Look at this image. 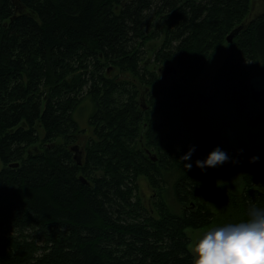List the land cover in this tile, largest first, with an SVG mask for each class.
<instances>
[{
  "label": "trees",
  "instance_id": "obj_1",
  "mask_svg": "<svg viewBox=\"0 0 264 264\" xmlns=\"http://www.w3.org/2000/svg\"><path fill=\"white\" fill-rule=\"evenodd\" d=\"M249 4L0 0V264H193L185 229L216 219L200 198L218 178L212 167H196L203 160L195 147L181 160L193 147L174 150L171 123L200 144L219 145V131L204 123L202 101L189 86L215 57L213 96L239 111L256 105L251 123L264 126V93L255 103L249 89L253 77L264 79V12L245 22ZM161 33L152 60L177 68L174 83L141 64L144 44ZM84 91L94 109L77 163L71 147L81 131L73 112ZM253 157L244 142L233 151L242 187L221 192L225 223L246 220L250 204L264 207V174L255 173ZM173 167L180 214L156 190L162 170ZM139 176L157 191L150 209L138 195Z\"/></svg>",
  "mask_w": 264,
  "mask_h": 264
},
{
  "label": "rangeland",
  "instance_id": "obj_2",
  "mask_svg": "<svg viewBox=\"0 0 264 264\" xmlns=\"http://www.w3.org/2000/svg\"><path fill=\"white\" fill-rule=\"evenodd\" d=\"M262 12H264V0H250L249 12L245 18V22ZM162 37L163 34L161 33L158 37L148 40L142 48L143 52L141 54L143 60L141 61V64H143V62H147L146 66L148 70H158V67L160 66L158 63H155L152 60V57L154 54V50L159 48ZM219 62V58L211 57L207 63L205 74L199 76L189 84L190 88L194 90L195 94L197 91L198 94H203V97H206L207 95L212 93L210 88V78L214 70H216L217 63ZM256 69L257 68H255L254 70ZM110 72L111 75L116 74L119 78H130L129 76H127V74L120 73L118 69H111ZM177 77L178 75H170L169 77H167L165 82L174 83L176 82ZM132 81L139 85L136 79H132ZM195 84L199 86H196L194 88ZM204 84H208L209 89L204 87ZM82 96L84 99L81 100V103L75 108L73 112V116L76 119L81 131L79 132L78 138L76 140L78 146L77 151H79V153L81 154V159L83 155V144L91 135V130L88 127L87 120L94 109L91 100L87 96H85V91ZM249 108L245 109L243 113L239 112L236 107L230 102V100L224 99L221 96L202 101V105L200 107L201 117L206 124L220 131L221 141L217 147L227 153L229 160L222 165L212 167L217 172L218 184L212 192L206 194L205 196H202L203 198H200V201L205 202L206 205L217 214L216 219H214V221L210 225H207L205 227H188L185 229V233L189 238L188 249L191 253L194 244L198 241L199 238H201L202 233L210 228L223 225L224 219L221 216L218 217V214L224 206V200L221 195L223 188L231 191V193L237 194L240 192L242 182L239 173L233 168L232 158L233 151L237 148L240 142H244L246 146L254 153L255 157H258V159L256 160L257 165L255 168V173L264 174V127L262 123L251 124L249 122L256 115V107L250 105ZM249 110L251 112L248 113ZM151 116L156 117L154 114H151ZM171 129L172 130L169 134L173 139L174 150L192 146L196 148L200 158L202 160H205L208 154L213 149L217 148L200 144L195 140L192 132L180 123H171ZM40 134H42V132ZM37 144L38 143H36V145ZM1 166L2 164L0 162V168ZM161 174L163 180L162 182H160V188L156 190H160L159 192L161 193V197L168 206L169 210L174 213L180 214L182 206L176 201L173 192V184L178 177V170L173 167L171 169L162 170ZM137 182L138 195L140 196L141 201L147 209L152 208L151 197L153 193L157 191L149 186L144 176H139Z\"/></svg>",
  "mask_w": 264,
  "mask_h": 264
},
{
  "label": "clouds",
  "instance_id": "obj_3",
  "mask_svg": "<svg viewBox=\"0 0 264 264\" xmlns=\"http://www.w3.org/2000/svg\"><path fill=\"white\" fill-rule=\"evenodd\" d=\"M194 147L181 157L189 160ZM258 157H253L252 161ZM226 152L213 149L203 161H195L196 167H216L228 162ZM185 168L191 169L187 163ZM194 264H264V207L250 204L247 219L228 222L202 233L192 248Z\"/></svg>",
  "mask_w": 264,
  "mask_h": 264
},
{
  "label": "water",
  "instance_id": "obj_4",
  "mask_svg": "<svg viewBox=\"0 0 264 264\" xmlns=\"http://www.w3.org/2000/svg\"><path fill=\"white\" fill-rule=\"evenodd\" d=\"M242 25H238L237 27L233 28L227 35H226V41L228 43H231L233 38L238 34L240 31ZM157 72L160 74L162 80H166L167 77L170 75H175L177 74V68L173 64H162L158 67ZM183 77V74L179 76ZM249 89H250V97L251 100L255 103L259 102L261 100L262 94L264 93V79H260L259 77L255 76L252 78V81L249 82ZM145 91L146 88H141L140 92V101L142 102L143 108L146 107L145 105ZM213 96V93L207 95L206 97H200L198 96L201 101H205L210 99ZM72 150H74V159L77 161V163H81V154L79 151H77L78 146L73 145L71 147ZM147 155L150 156V158L155 161L156 160V155L154 152L147 151Z\"/></svg>",
  "mask_w": 264,
  "mask_h": 264
},
{
  "label": "flooded vegetation",
  "instance_id": "obj_5",
  "mask_svg": "<svg viewBox=\"0 0 264 264\" xmlns=\"http://www.w3.org/2000/svg\"><path fill=\"white\" fill-rule=\"evenodd\" d=\"M205 86L204 87H206V88H208V84H204ZM196 86H199V85H197V84H195L194 85V88L196 87ZM210 88H211V86H210ZM209 89V88H208ZM211 91H212V88H211ZM196 95L197 96H200V97H203L204 95L202 94H198V92L196 91ZM213 97H219V96H213ZM212 97V98H213ZM211 99V98H210ZM231 102V101H230ZM232 103V102H231ZM233 104V103H232ZM234 105V104H233ZM235 106V105H234ZM252 106H255V107H257L256 105H252ZM236 107V106H235ZM249 108V107H248ZM236 109H237V107H236ZM250 109V108H249ZM257 108H255V110H256ZM238 110V109H237ZM251 110H253V109H251ZM239 111V110H238ZM239 112H242L243 113V111H239ZM249 112H251L250 110L248 111V113ZM256 116V115H255ZM255 116H254V118H255ZM254 118L252 119V120H254ZM252 120H250L249 122L251 123V121ZM204 121V120H203ZM205 123V122H204ZM257 123H261V122H257ZM252 124V123H251ZM256 124V123H255ZM208 125V124H207ZM210 126V125H209ZM212 129H214L212 126H210ZM264 127V126H263ZM214 130H217V131H219L218 129H214ZM263 130H264V128H263ZM219 135H220V138H221V134H220V131H219ZM223 135V134H222Z\"/></svg>",
  "mask_w": 264,
  "mask_h": 264
}]
</instances>
